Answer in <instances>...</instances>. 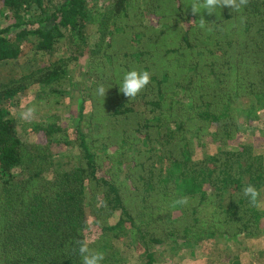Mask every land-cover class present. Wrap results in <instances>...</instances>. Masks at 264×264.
<instances>
[{"label":"trees","instance_id":"obj_1","mask_svg":"<svg viewBox=\"0 0 264 264\" xmlns=\"http://www.w3.org/2000/svg\"><path fill=\"white\" fill-rule=\"evenodd\" d=\"M110 1L96 22L98 0H0V14L16 19L0 28V62L21 56L30 38L46 54L66 39L69 52L0 79V264H82L89 224L99 227L89 247L105 253L103 264H122L113 240L130 234L139 264H155L157 246L177 256L207 239L264 232V156L250 143L224 147L235 138L239 99L248 117L264 110V0L202 13L211 30L198 26L189 0ZM33 4L37 16H24ZM94 23L90 48L85 30ZM82 56L93 72L80 82L74 126L46 120L32 127L44 144L21 141L8 105L31 87L39 98L60 93ZM133 69L149 71L151 83L129 100L119 85ZM203 131L216 149L195 156ZM249 184L260 193L256 206L241 196ZM184 195L190 206L174 207Z\"/></svg>","mask_w":264,"mask_h":264},{"label":"rangeland","instance_id":"obj_2","mask_svg":"<svg viewBox=\"0 0 264 264\" xmlns=\"http://www.w3.org/2000/svg\"><path fill=\"white\" fill-rule=\"evenodd\" d=\"M104 4L108 6L111 1L98 0V4H96L94 9L98 10L100 15L96 17V22L100 21L103 17L102 14L107 11L105 6L100 7V5ZM38 13V6L33 4L30 6V12H27V14L23 13V15L37 16ZM14 18L13 13L3 9L0 14V28L14 22L16 20ZM22 20H25V18ZM90 27H92L91 24L87 25L85 32L86 41L91 48L98 41L100 32L96 23L93 24L94 29ZM34 41L33 38L28 41H22L21 56L0 62L1 80L7 82L14 75L19 74L23 68L25 72H28L69 53L66 51V39H60L56 49L50 54L35 51L33 48ZM90 64L91 60L84 56L77 61L71 62L68 65L70 72L68 78L58 86L60 93H51L39 98L37 96L39 87H31L26 89L22 96H19L17 104L14 99L13 104L8 105V118L12 119L13 126L21 141L44 144L46 141L43 134L32 130V127L46 120L53 119L68 127L74 126V116L77 111L76 106L79 95L82 97V94L78 93V88L88 72H93L89 71L88 66ZM244 104L239 99L236 102V106L233 105L234 113L237 117L235 140L233 139L230 142V146H223L225 148H234L237 143H250L254 145L255 153L264 156V110L261 109L259 111V109H256L253 116L248 117L245 112L248 106ZM29 108L33 109V112L30 115H24ZM257 114L258 116L255 117ZM213 126L214 124H211V128L208 129L210 134L211 129L214 128ZM57 139L58 136L54 137V140ZM199 139L202 146L196 145L195 156H200L202 153L210 154L215 151L217 144L214 143L212 135H208L203 131ZM60 147L58 145L53 150L57 152L61 150ZM99 150H101V147H98L97 152ZM13 170L17 169L14 168ZM50 175V173L46 174L47 177H50ZM259 202L262 209H264V190L261 193ZM112 219L110 218L111 222ZM99 233V227L92 224H89L88 228L82 231L85 242L88 244L93 243ZM135 243L131 234L120 240L117 238L113 240V246L117 248L118 257L121 259L122 264H139V251L135 248ZM168 251L169 249L166 245L157 246L156 252L160 253L161 256L160 260L155 264H264V232L258 236H238L236 239L231 240H224L223 238L207 239L194 243L190 248L181 250L177 256Z\"/></svg>","mask_w":264,"mask_h":264},{"label":"clouds","instance_id":"obj_3","mask_svg":"<svg viewBox=\"0 0 264 264\" xmlns=\"http://www.w3.org/2000/svg\"><path fill=\"white\" fill-rule=\"evenodd\" d=\"M249 2L250 0H189L187 5H190V13L193 16L200 15L198 26L201 29L211 30L209 25L213 23L206 22L203 14L211 16L217 14V9L220 10L225 7L234 13H239L248 6ZM150 83L151 73L149 71L133 69L124 74L119 85V91L129 100H134ZM107 89L103 84H100L96 89V94L104 99ZM32 112L33 109L29 108L24 115H30ZM259 195L258 189L251 184L243 187L241 191V196L247 199L252 206H256ZM191 203L192 198L184 195L173 201V206L188 207ZM79 253L82 258V264H103L105 260L104 252L91 249L89 244L84 241L80 242Z\"/></svg>","mask_w":264,"mask_h":264}]
</instances>
